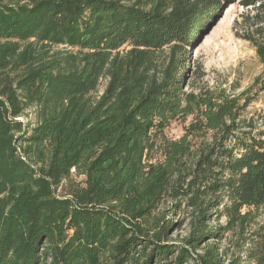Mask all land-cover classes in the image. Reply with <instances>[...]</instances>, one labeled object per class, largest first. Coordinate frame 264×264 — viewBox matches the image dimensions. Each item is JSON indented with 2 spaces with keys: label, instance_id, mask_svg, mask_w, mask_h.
Instances as JSON below:
<instances>
[{
  "label": "trees",
  "instance_id": "1",
  "mask_svg": "<svg viewBox=\"0 0 264 264\" xmlns=\"http://www.w3.org/2000/svg\"><path fill=\"white\" fill-rule=\"evenodd\" d=\"M233 4L264 66V0H0V264H264V72L185 90Z\"/></svg>",
  "mask_w": 264,
  "mask_h": 264
},
{
  "label": "rangeland",
  "instance_id": "2",
  "mask_svg": "<svg viewBox=\"0 0 264 264\" xmlns=\"http://www.w3.org/2000/svg\"><path fill=\"white\" fill-rule=\"evenodd\" d=\"M243 11L237 4L230 5L219 21L213 23V26L211 24L192 48L184 49V68L187 69L185 75L189 84L185 90L199 92L208 88L216 91L224 89L227 93L238 94L250 88L262 76L264 66L251 44L242 37L244 28L240 15ZM250 111L264 114V93L259 101L252 104ZM29 119L25 118V121ZM185 127L186 124L174 122L166 133L170 138L179 139L184 134ZM71 174L77 182L84 180L74 170ZM169 216L176 222L183 219L181 215ZM220 224L223 225L224 222L221 221ZM213 225L216 226L217 223H212L211 226ZM189 232V226L183 224L173 231L171 240L180 241ZM218 244L225 250L230 247V240H223ZM231 259L229 256L226 261Z\"/></svg>",
  "mask_w": 264,
  "mask_h": 264
}]
</instances>
